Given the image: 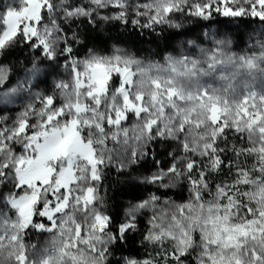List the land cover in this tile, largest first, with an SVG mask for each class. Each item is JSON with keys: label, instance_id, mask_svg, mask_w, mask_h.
<instances>
[{"label": "snow or ice", "instance_id": "6c2138e0", "mask_svg": "<svg viewBox=\"0 0 264 264\" xmlns=\"http://www.w3.org/2000/svg\"><path fill=\"white\" fill-rule=\"evenodd\" d=\"M244 18L264 0L0 5V264H264V30L246 42ZM112 172L139 192L122 218Z\"/></svg>", "mask_w": 264, "mask_h": 264}, {"label": "trees", "instance_id": "16d2710c", "mask_svg": "<svg viewBox=\"0 0 264 264\" xmlns=\"http://www.w3.org/2000/svg\"><path fill=\"white\" fill-rule=\"evenodd\" d=\"M2 2L3 0H0V3ZM251 24L253 23L248 18H244L243 20H235L231 22L232 27L234 28L239 27L240 31L244 32L245 38H247L246 33L251 30V26H250ZM214 25L216 28L218 27V24L215 23L213 24V26ZM109 27H110L109 25H103L99 30L102 38L106 39L108 36H112V37L119 36L121 39L125 41L124 44L125 47H127L130 44L132 45L133 51L139 49L141 50L142 55L153 56L154 53L159 51L156 47V44L151 43V41L154 39L151 34L142 33L141 35L138 36L134 31L131 33L125 32L123 27H119V28L111 27V31H108ZM87 28L88 26L84 25L81 27L80 31L85 32ZM92 35L93 37H95L96 33L93 32ZM172 46L176 47L177 42ZM153 58L157 60L160 59L159 56H153ZM132 183H134V181H132L130 178L119 176L117 173L112 172L110 174L109 180L104 185V188L107 189V194H108V196L106 197L109 205L108 210L111 211L118 218L123 217V213L127 209L129 202L133 201L134 198H136L139 195V192L136 189L129 186ZM139 241H140V237H136V243L134 245V248L137 249L140 252L141 257H143L145 251L148 252L151 251L149 249L146 250L140 244ZM116 258L119 259V253H117Z\"/></svg>", "mask_w": 264, "mask_h": 264}, {"label": "rangeland", "instance_id": "374dc122", "mask_svg": "<svg viewBox=\"0 0 264 264\" xmlns=\"http://www.w3.org/2000/svg\"><path fill=\"white\" fill-rule=\"evenodd\" d=\"M14 2H15V0H3V2L0 3V5H7L8 3H14ZM219 19L217 18V20H219ZM248 19L253 24L250 25L251 26V30L246 33V36H247V38H245L246 39L245 40L246 42L248 41L249 34H256V33L260 32V31L264 30V25H262L259 21L255 20V19H250V18H248ZM194 23L195 22H193V21H185V31H187L188 28L192 27L194 25ZM205 23H207V22H205ZM215 28H216L215 25L212 26V30L213 31H215ZM204 30L207 31L208 29H204ZM166 31H171V30H166ZM188 38H192L191 34H189V37ZM176 47L177 48L180 47V43L179 42H177V46ZM246 48H247V45H245V50H246ZM237 50L239 51V49H237ZM22 102L23 101L21 99H17L13 104H10V105L4 106V107H8L10 109H12V108H18ZM101 194L104 195L105 197H107L108 196L107 189L104 188V191ZM149 250L151 251V248H149Z\"/></svg>", "mask_w": 264, "mask_h": 264}]
</instances>
